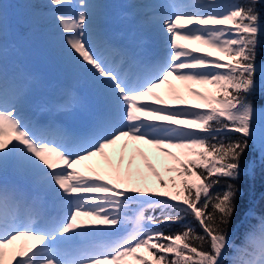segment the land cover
<instances>
[{"label": "snow or ice", "instance_id": "1", "mask_svg": "<svg viewBox=\"0 0 264 264\" xmlns=\"http://www.w3.org/2000/svg\"><path fill=\"white\" fill-rule=\"evenodd\" d=\"M262 4L146 5L152 10L147 22L162 40L153 56L141 58L93 38L101 5L48 0L45 7L64 45L102 100L92 125L77 132L24 114L27 78L11 74L4 63L9 5L0 0V264H225L232 248L247 257L238 264H264V208L257 211L252 202L244 208L241 223L256 222L248 224L244 246L229 237L243 196L239 180L264 176V64L257 62L264 40ZM29 24L18 20L13 31ZM170 77L215 91L190 87L184 96L172 88L166 96L157 89ZM75 103L72 97L62 107ZM121 141L124 150L135 151L132 141L171 157L174 164H165V171L177 177L164 179L146 156L144 167L161 190H152L148 177L133 171L135 157L114 173L90 169L86 175L76 168ZM119 163L124 165L123 155ZM10 166L30 181L31 191L3 181ZM46 196L55 212L46 207ZM132 205L139 209L134 220ZM147 210L153 214L145 215ZM130 220L135 227L121 236ZM171 224L181 227L167 231Z\"/></svg>", "mask_w": 264, "mask_h": 264}, {"label": "rangeland", "instance_id": "2", "mask_svg": "<svg viewBox=\"0 0 264 264\" xmlns=\"http://www.w3.org/2000/svg\"><path fill=\"white\" fill-rule=\"evenodd\" d=\"M231 1L232 0H219L223 5H228ZM90 2L101 5V7L95 9L96 14L93 20V26L95 28L93 31L99 33L101 29H106L108 25L115 26V29L111 31L110 34L114 32V43L118 44L126 33V29L129 32L136 28L135 23L129 20L128 14H132L135 16L136 22L141 27L144 36L147 37L145 38L142 35L137 36L135 41L139 43L142 50L146 49V51H150V48L158 50L162 36L156 27L147 22V18L152 15V10L146 7V5L165 3L168 2V0H90ZM179 2L190 3L191 0H179ZM47 3L48 0H40L36 8L37 12H34V16L37 17V19L45 21V14H49L47 19L51 20L53 24H56L52 19L51 11L48 8V10L43 8ZM123 7H127L129 13L122 10ZM8 24L9 32L3 39V48L5 52L3 59L7 67L10 68L11 74L25 76L27 78V97L24 104V114L29 119H33L31 112H34L35 115L38 114L41 118L45 119L48 118L52 110H54L53 113L58 118L59 124L65 125L67 128L72 129L71 125L73 122L86 123V118L89 119V110L88 106H86V102L94 101L97 105H102V100L98 94L97 88L88 73L76 63L73 57H70V54L67 55V58H69V64L73 66V68L72 71H69L66 75L63 73L61 77L51 76L46 70L39 69L41 67L35 66V60L30 58L33 49L25 42L24 38L20 37L19 31L14 32L13 25L11 23ZM48 24L49 23L45 22L32 26L33 30L30 31V33L35 40H38L37 44L43 40L42 36L44 35H62L60 32L54 34L51 29H44L43 26H47ZM148 37L152 38L153 42H150ZM101 40L102 36H98L97 42ZM181 43L187 44L189 48H202L207 51L204 45L196 42L181 41ZM109 55L113 60L117 59V57L111 53H109ZM37 60H42V57L36 56V61ZM64 69L65 68L62 70ZM190 87L197 88L201 91H215L212 85H200L192 82L178 81L174 77H170L169 82L160 89H157V91L168 96L170 89L174 88L179 94L189 96L188 89ZM72 97L77 99V103L68 110H65L62 106ZM50 119H52V117H50ZM123 143L124 142L121 141L117 145L106 149L103 155L81 162L76 165V168L86 174H91L90 169H96L101 172L112 171L114 173L117 168H121L122 170L126 169L129 159L135 157L132 165L133 171L135 172L138 169L147 176L149 179V186L152 187V184L156 181V177L151 170L144 167V157L146 156L156 165L157 171H160L161 175L165 177V164L171 165L170 163L173 161L171 157L164 156L152 146L132 141H129V143L134 146L135 151L131 147L128 150H124L122 148ZM172 151L180 154V150L178 149H172ZM141 152H143V156L140 154ZM121 155L124 156L123 166L119 163ZM9 178L11 179L5 181L6 183L12 182L10 185L14 184L26 191H31L27 183L12 179L15 177ZM151 189L153 190V188ZM45 202L46 205L53 206V200L45 199ZM124 234L125 232L122 231L120 235ZM20 243H24V241H17V244Z\"/></svg>", "mask_w": 264, "mask_h": 264}, {"label": "trees", "instance_id": "3", "mask_svg": "<svg viewBox=\"0 0 264 264\" xmlns=\"http://www.w3.org/2000/svg\"><path fill=\"white\" fill-rule=\"evenodd\" d=\"M4 2L9 5L8 23L14 25L16 21L21 19L28 20L30 22L28 27L19 29L18 31L20 37L24 38L25 42L30 45L31 49H33V53L32 55H30L31 56L30 58L32 60H35L34 63L35 66L41 67L39 69L46 70L51 76L61 77L62 69L66 67L67 62H69V58H67V55L70 54L63 43V34L60 36H54L52 34L44 35L42 36L43 40L37 44L38 40H35V38H33L30 33V31L33 30L32 29L33 25H38V23H45V22L49 23V19H47L49 14H45V21L37 19V17L34 16V12H37L36 8L38 7L40 0H4ZM234 2L242 3L244 2V0H232L230 3H234ZM262 7H264V4H262ZM43 8L47 10L45 6H43ZM43 28L51 29L52 33L54 34H57L58 32L61 33L59 29V25L57 23L53 24L51 22L47 26H43ZM36 56L42 57V60L36 61ZM70 57H72L71 54ZM257 62L260 64H264V40L261 41L258 47ZM71 68L72 66H67L66 70L63 73L66 74L67 71L71 70ZM257 103H259V101ZM249 155H251V153H249ZM245 159H247V157H245ZM170 164H174V161H172ZM9 177H15L25 180L20 176H18L11 166L3 174V179H7ZM172 177H177V173L175 172L169 173L165 171L164 179L171 181ZM177 182H179L178 179ZM238 183L241 188V191L243 192V196L240 199V209L238 210L237 215L234 217L232 225L229 228V237H230V241L234 245L244 246L245 245L244 237H245V232L247 231L248 228V224L249 223L254 224L256 222L254 220H250L241 223L243 211L244 208L249 204V202L254 203L257 211H259L261 208H264V176H261L259 173H257L255 178L244 175L241 177ZM171 187H172L171 183H169L170 190ZM151 188H153V190H161L160 185L157 182V178L155 183L152 184ZM131 209L132 211H130L129 216L131 220H134L139 209L138 206L136 205H132ZM152 214L153 213L151 210L145 211V215H152ZM155 214L159 215L160 213L157 210ZM131 220L124 228V230L128 228V231L124 235L129 234L132 231V229L135 227L134 223H132ZM187 222L192 223L194 226L197 227V230H199L198 225L195 224V221L191 217H187ZM180 227L181 225H176V224L165 226L167 231H175ZM246 258L247 257H243L242 253L237 251L236 248H232L229 249L227 252L225 264H238L239 260Z\"/></svg>", "mask_w": 264, "mask_h": 264}, {"label": "bare ground", "instance_id": "4", "mask_svg": "<svg viewBox=\"0 0 264 264\" xmlns=\"http://www.w3.org/2000/svg\"><path fill=\"white\" fill-rule=\"evenodd\" d=\"M95 27L93 26V29H94ZM111 31V29H101V31L99 32V33H97V32H95V31H93V38L94 39H96V40H98V36H102V40L100 41V42H98V43H100L101 45H111V46H113V47H115V48H120V49H126L129 53H132V54H134V55H136V56H139V57H141L142 58V54L143 53H145V52H147L146 50H143L142 52L140 51L141 50V47H139V46H135V44H134V46H135V48H134V46H131V45H128L127 43V45L129 46V48L125 45L124 47L120 44V41L118 42V44L117 43H114V32H112V34H110V36H109V34H108V36H107V38L105 39L104 38V35L106 34V32H110ZM126 35H128V33H125V35H124V38H126ZM129 40H131V39H129L128 38V41ZM140 52V53H139ZM156 52L155 51H152L151 52V54H155ZM117 63L119 62V57H117V59L115 60ZM7 65V64H6ZM11 67V66H10ZM9 68V67H8ZM9 72H10V68H9ZM99 109H100V112L102 111V106H100L99 107ZM99 112V113H100ZM99 115V114H98ZM36 120H38V119H36ZM74 123V122H73ZM77 125V124H76ZM65 126V125H64ZM65 127H67V126H65ZM51 208H49L48 207V210L49 211H51L50 210Z\"/></svg>", "mask_w": 264, "mask_h": 264}]
</instances>
